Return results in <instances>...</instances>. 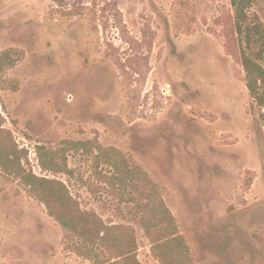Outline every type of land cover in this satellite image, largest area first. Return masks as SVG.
<instances>
[{
    "label": "rangeland",
    "instance_id": "1",
    "mask_svg": "<svg viewBox=\"0 0 264 264\" xmlns=\"http://www.w3.org/2000/svg\"><path fill=\"white\" fill-rule=\"evenodd\" d=\"M249 13L264 24V0ZM4 52L14 64L0 70V123L21 169L62 182L80 210L115 227L110 243L133 235L136 261L161 264L140 223L154 234L165 225L151 185L111 187L97 148L156 183L185 264H264V127L229 0H0ZM86 141L88 151L68 148ZM39 147L72 174L44 171ZM88 248L0 167V264L115 259L111 246Z\"/></svg>",
    "mask_w": 264,
    "mask_h": 264
},
{
    "label": "trees",
    "instance_id": "2",
    "mask_svg": "<svg viewBox=\"0 0 264 264\" xmlns=\"http://www.w3.org/2000/svg\"><path fill=\"white\" fill-rule=\"evenodd\" d=\"M229 2L234 14V26L239 41L240 63L245 75V86L252 99V105L260 109L259 117L264 127V24L256 14L250 15L249 9L252 0H229ZM13 64L14 60L6 52L2 53L0 70L4 65L12 66ZM68 144V148L88 151L87 146L91 142H69ZM97 150L101 157L100 162H96L95 165L98 167L102 162L114 170L113 175L108 178L111 187L122 185L126 178L130 179V182L138 178L151 185L152 189H150L148 197L155 201L158 200V205L151 206V209L155 207L159 209L160 220L165 225L163 230L154 234L150 231L148 223L145 221L140 223L147 238L151 241L152 253L161 264H168V258L173 259L174 264H185L187 246L177 230L173 215L159 195L156 183L150 180L139 167L128 166L123 153L115 149L97 148ZM57 154L58 151L39 147L37 156L40 167L44 171L71 175V171L67 169L65 157H60L59 163ZM19 161V155L11 135L1 128L0 123V167L9 174L19 176L21 181L27 185L31 196L46 206L49 215L62 228L77 236L89 247V251H87L89 256H97L96 250L99 246L104 248L111 246L115 259L105 261L98 259L97 264L106 262H110V264H139L136 261V241L133 235H125L119 243L116 240L110 243L113 240L112 230L115 227L107 226L95 213L80 210L77 202L70 197L62 182L25 173L21 169ZM100 177L105 178L104 175L99 174Z\"/></svg>",
    "mask_w": 264,
    "mask_h": 264
}]
</instances>
